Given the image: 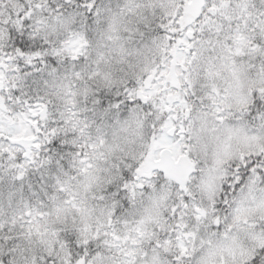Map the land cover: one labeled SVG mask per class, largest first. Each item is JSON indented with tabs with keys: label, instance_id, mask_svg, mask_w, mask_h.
Instances as JSON below:
<instances>
[{
	"label": "snow or ice",
	"instance_id": "1",
	"mask_svg": "<svg viewBox=\"0 0 264 264\" xmlns=\"http://www.w3.org/2000/svg\"><path fill=\"white\" fill-rule=\"evenodd\" d=\"M0 264H264V0H0Z\"/></svg>",
	"mask_w": 264,
	"mask_h": 264
}]
</instances>
